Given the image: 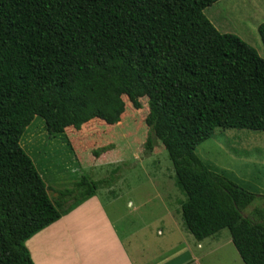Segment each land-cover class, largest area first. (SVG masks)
<instances>
[{
    "label": "trees",
    "instance_id": "16d2710c",
    "mask_svg": "<svg viewBox=\"0 0 264 264\" xmlns=\"http://www.w3.org/2000/svg\"><path fill=\"white\" fill-rule=\"evenodd\" d=\"M218 1L0 0V264H33L28 239L118 181L81 176L51 200L20 146L33 120L71 152L65 130L118 124L124 97L147 100L145 147L167 153L184 229H226L243 264H264V208L244 217L255 195L195 153L216 129L264 132V59L205 17Z\"/></svg>",
    "mask_w": 264,
    "mask_h": 264
},
{
    "label": "rangeland",
    "instance_id": "374dc122",
    "mask_svg": "<svg viewBox=\"0 0 264 264\" xmlns=\"http://www.w3.org/2000/svg\"><path fill=\"white\" fill-rule=\"evenodd\" d=\"M210 13L225 34L239 37L264 59L257 32L260 25L264 27V0H220L204 10L207 19ZM123 100L125 111L118 124L92 120L79 131L67 128L71 152L60 136L45 130L42 120H33L20 146L49 189V198L54 200L56 192L71 188L81 176L94 181L111 179L117 168L118 181L102 189L114 196L97 194L120 237L128 238L127 248L135 260L140 259L137 263L243 264L226 229L196 248L198 242L182 225L184 196L175 186L165 149L155 139L152 151L145 147L147 100H139L140 110ZM195 153L208 167L255 195L244 217L252 218L255 209L264 208V132L216 129Z\"/></svg>",
    "mask_w": 264,
    "mask_h": 264
},
{
    "label": "crops",
    "instance_id": "0c3cea01",
    "mask_svg": "<svg viewBox=\"0 0 264 264\" xmlns=\"http://www.w3.org/2000/svg\"><path fill=\"white\" fill-rule=\"evenodd\" d=\"M211 13L208 19L223 34L224 28ZM99 191L104 192L105 197L106 194L113 195L105 190ZM127 241L128 238L125 241L120 237L96 193L28 239L25 247L33 264H139L137 261L140 259L135 260L132 256L134 253L127 248ZM200 243H197V249L201 248Z\"/></svg>",
    "mask_w": 264,
    "mask_h": 264
}]
</instances>
